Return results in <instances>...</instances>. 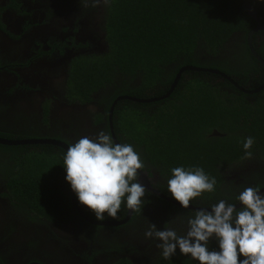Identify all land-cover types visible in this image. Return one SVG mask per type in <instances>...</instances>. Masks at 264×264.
Segmentation results:
<instances>
[{
	"label": "trees",
	"instance_id": "trees-1",
	"mask_svg": "<svg viewBox=\"0 0 264 264\" xmlns=\"http://www.w3.org/2000/svg\"><path fill=\"white\" fill-rule=\"evenodd\" d=\"M106 2L108 50L82 58L79 69L71 72L74 97L79 101H91L94 92L118 80L121 86L114 89L113 99L119 96L159 97L168 92L181 68L195 66L223 70L222 61L231 63L234 70L229 74L243 87L255 88L263 82L264 71L260 67L255 64L245 66L241 62L251 58L246 44L243 51H236L237 54H231L229 59L217 57L222 52L221 56L224 55L227 49L229 53L234 50L227 47L232 36L240 35V40L246 42L249 31L257 25L243 8L244 2L254 8L259 22L264 25V0ZM253 41H261L259 52L264 58V31L253 34ZM232 59L237 61L232 62ZM134 80L137 82L132 83ZM232 90L235 89L229 82L215 73L183 71L174 90L168 98L160 100L161 103L117 101L112 113L113 133L118 142L131 144L140 153L145 165L142 171L150 175L153 171L167 180L173 167L183 165L200 166L215 177V191L202 194L190 205L209 207L220 199L237 203L234 197L243 187L264 188L256 171L249 175V180L241 172L245 167L253 171L257 158L264 163V89L254 94L253 101H250L251 96ZM113 99L109 98L108 102L106 99L107 110ZM214 132L222 135L212 134ZM246 136L254 138L250 149L252 156L247 159L242 148ZM32 147L35 148L32 151L23 147L29 155L24 163H29V167L10 180L13 187H17L19 200L50 210L55 219H72L69 196L60 189L58 180H62L67 188L69 185L64 178H56L59 173H64V151ZM234 172L239 174L234 176ZM154 186L167 193L166 182ZM146 196H149L148 192ZM166 196L170 198L168 194ZM157 203L166 204L167 214L160 216V220L151 216V220L161 224L158 228L170 227L183 235L185 220L192 210L161 198ZM78 205L95 219L86 206ZM126 212L122 203L117 217L123 219ZM153 243L158 241L153 240ZM209 247L215 248V242L210 241ZM158 257L161 264H198L179 252L170 261Z\"/></svg>",
	"mask_w": 264,
	"mask_h": 264
},
{
	"label": "flooded vegetation",
	"instance_id": "flooded-vegetation-1",
	"mask_svg": "<svg viewBox=\"0 0 264 264\" xmlns=\"http://www.w3.org/2000/svg\"><path fill=\"white\" fill-rule=\"evenodd\" d=\"M106 5V0H0L1 139L54 140L68 145L81 136H94L100 129L111 134L115 106L112 104L117 99H113V91L121 86L120 80L94 92L89 102L74 97L75 86L70 81L72 69H79L82 58L108 50ZM240 39V35L232 36L227 47H233L234 50L231 49L229 53L227 49L224 55L221 56L222 52L217 58L229 59L237 54L236 51H243L246 44L251 58L241 62L245 66L255 64L264 71V65L252 53L253 48L264 59L259 52L261 41L254 42L252 35L251 48L248 41ZM235 61L232 59V62ZM220 65L223 70H216L226 74L235 84L217 75L229 82L235 89L232 92H243L251 96L250 101H253L254 94L264 89V80L258 91L253 90L259 86L243 87L236 77L229 74L234 70L231 63L222 61ZM170 94L160 100L163 101ZM109 98L113 100L107 110L106 99L108 102ZM160 100L154 102L161 103ZM32 146L57 152L62 149L65 152L63 147L55 143H0V264L162 263L156 244L151 239H145L143 234L149 222L157 227L161 225L152 221L151 216H157L156 220H160V216L167 214L166 204L157 202L159 198L164 199L159 194L166 196L168 193L154 186L166 182L164 178L153 171L151 175L143 171L159 194L146 189L149 196L145 197L141 212L135 215L132 212L125 222L106 224L125 220L127 212L122 220L118 217L114 220L105 218L103 221L90 218L78 205L74 193V199L86 217L71 203L72 219H55L50 210L22 203L17 187H13L10 182L13 176L22 174L29 167V163L25 164L24 161L29 157L27 151L35 149ZM23 147H29V150L25 151ZM257 161L253 171L245 167L241 172L249 180V175L256 171L258 181L263 183L264 163L261 158H257ZM232 174L236 176L239 172ZM64 175L63 172L59 173L56 178H64ZM58 181L60 189L66 192L71 202L70 187H65L62 180ZM87 218L106 223L94 224Z\"/></svg>",
	"mask_w": 264,
	"mask_h": 264
},
{
	"label": "clouds",
	"instance_id": "clouds-1",
	"mask_svg": "<svg viewBox=\"0 0 264 264\" xmlns=\"http://www.w3.org/2000/svg\"><path fill=\"white\" fill-rule=\"evenodd\" d=\"M253 144L252 136L244 137V158H251ZM62 166L64 180L78 203L96 220L117 219L122 203L131 212H141L146 187L138 177L145 165L131 144L116 142L100 129L94 136L69 143ZM216 184V178L202 167L181 165L170 170L166 189L179 207L188 209L195 198L214 192ZM234 200L237 203L220 199L207 208L193 209L183 235L151 222L143 235L158 241L156 248L166 261L179 252L198 264H264V190L246 186ZM210 241L215 248L209 247Z\"/></svg>",
	"mask_w": 264,
	"mask_h": 264
},
{
	"label": "water",
	"instance_id": "water-1",
	"mask_svg": "<svg viewBox=\"0 0 264 264\" xmlns=\"http://www.w3.org/2000/svg\"><path fill=\"white\" fill-rule=\"evenodd\" d=\"M243 8L245 9V11L256 21L257 25L256 27H254L253 29H251L248 33V36H247V41H248V45L252 48V35L256 32H261V31H264V25H262L259 20H258V17L256 15V11L254 10V8L248 4L247 2H244L243 3ZM252 53L253 55L255 56V58L261 63L264 65V59H262L259 55H257V53L254 51V49L252 48ZM186 70H194V71H208V72H211V73H215V74H218V75H221L222 77H224V79H227L229 80L231 83H234V81H232V79H230L226 74L222 73L221 71L219 70H216V69H208V68H199V67H195V66H186L184 68H181L178 72V74L176 75L175 79H174V82L171 84L168 92L165 94V95H162V96H159V97H152V98H147V99H139V98H136V97H129V96H120L119 98H117L112 105H114L118 100L120 99H129V100H132V101H135V102H139V103H148V102H154V101H159L160 99H162L163 97L167 96L168 94H170V92L174 89L177 81H178V78L180 77V74L183 72V71H186ZM235 84V83H234ZM262 87H258L257 89H254L253 91H258L260 90ZM241 90L243 91H246L248 92V90H245L244 88L240 87ZM114 107V106H113ZM111 129V134H112V138L114 139V141L118 142L116 137H115V134L113 133V130H112V125L110 127ZM38 142H41V143H55V144H59L61 147H63L64 149H66V144L64 143H59L57 141H54V140H21V141H11V140H4V139H1L0 138V143L2 144H8V145H17V144H25V143H38ZM139 182L144 184L146 189L147 190H151L157 194H159L156 190L153 189V187L151 186V184L148 182L147 180V177H146V174L140 170V174H139ZM71 191V190H70ZM159 196L163 197L164 199H166L167 201L171 202V203H174L175 205H178L177 202H175L174 200L162 195V194H159ZM71 203L73 205L74 208H76L84 217L85 214L79 209L75 199H74V196H73V192L71 191ZM196 208H207V207H200V206H193V205H190V207L188 209L190 210H193V209H196ZM132 214L131 211H129L127 209V215L125 217V220H122L121 222H98V221H93V220H90L87 218V220H89L91 223H94V224H109V225H116L117 223H122V222H125L129 219L130 215Z\"/></svg>",
	"mask_w": 264,
	"mask_h": 264
}]
</instances>
